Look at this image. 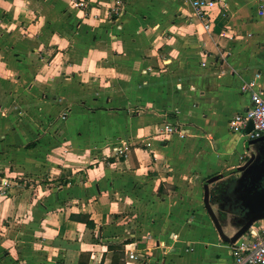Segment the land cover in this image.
<instances>
[{"label": "crops", "instance_id": "1", "mask_svg": "<svg viewBox=\"0 0 264 264\" xmlns=\"http://www.w3.org/2000/svg\"><path fill=\"white\" fill-rule=\"evenodd\" d=\"M112 1L0 0V264H231L264 209V138L229 126L264 90V0L210 30L192 0Z\"/></svg>", "mask_w": 264, "mask_h": 264}, {"label": "built area", "instance_id": "2", "mask_svg": "<svg viewBox=\"0 0 264 264\" xmlns=\"http://www.w3.org/2000/svg\"><path fill=\"white\" fill-rule=\"evenodd\" d=\"M218 0H192V6L196 13L205 22V28L212 26L210 10L216 6ZM255 82H246L242 86L243 91L252 93V106L243 112L235 114L229 121L230 129L234 132L244 133L250 138L264 136V90L254 88ZM253 123V128L247 132L249 123ZM167 133H180L181 129L171 123L164 127ZM5 184L8 182L4 181ZM233 261L231 264H264V218L255 221L234 243L231 244ZM134 257V254H131Z\"/></svg>", "mask_w": 264, "mask_h": 264}, {"label": "rangeland", "instance_id": "3", "mask_svg": "<svg viewBox=\"0 0 264 264\" xmlns=\"http://www.w3.org/2000/svg\"><path fill=\"white\" fill-rule=\"evenodd\" d=\"M127 1L128 0H113L112 1V3H113V5L115 6L114 7V10H116V12L117 11H119V12H122V11H124V10H126L125 8H126V6H127ZM40 86H42L43 87V85H40ZM20 87H24V89L26 88V85H20ZM44 90V89H43ZM19 91H20V93L22 94V98H23V100L22 101H16L15 102V104L17 105V107H16V109L15 110H19L18 112H27L25 109H26V107L28 106V104L27 103H29L30 101H29V99H28V95H29V93H27V91L26 90H23L22 91V89L20 88L19 89ZM36 102H39L38 100H37V98H36V96H35V94H33V102H30V104H32V105H30V107H32L33 106V108H34V106L35 105H33L34 103H36ZM39 103H41V102H39ZM34 111V110H33ZM139 134H141V133H139ZM141 136V135H140ZM126 145H128V147H130L131 146V144H130V140L129 139H127V140H125V145H123V148L122 149H117V151L118 152H120V153H118L119 154V158H122V157H126L127 155H126V151H127V148H126ZM122 153V154H121ZM124 176H126V174H123V176L122 177H124ZM126 181L125 180H123V182H121V184H124ZM3 183V185H6V186H8L9 184H5L4 183V181L2 182ZM1 190V189H0ZM2 191V190H1ZM2 195V193L0 192V196ZM41 200H43L44 198H43V195H42V197L40 198ZM46 199V198H45ZM44 199V200H45ZM136 213V218H138V216H140L141 214H140V212H135ZM88 218H91V215L90 214H87V217H86V219H88ZM35 222H37L36 221V218L35 217H33V251H36V252H39V253H43L44 252V248H41L40 246H36L34 243V240H35V238L36 239H39L38 238V236H36L35 234H36V232H38L39 231V229H36V227H37V224L38 223H35ZM12 229L13 228H11V232H12ZM14 230V229H13ZM16 231V230H15ZM20 231H22V230H20ZM11 234V233H10ZM95 235H94V238L95 239H97V240H99V241H101L102 243H108V239H104L105 237H109V235L107 234V235H104L103 233H101L99 230H97V231H95V233H94ZM100 237H102L103 239L102 240H100ZM73 238H71L70 240H69V245L67 244V242H65V243H58L57 245H55L54 247H63V245L64 246H72L73 244H72V242H73ZM9 244H11V243H6V246H9ZM110 245H113L112 243H110ZM115 245V244H114ZM113 245V246H114ZM8 249H5L4 250V254H5V256H7L8 254L10 255V252H12V248H11V246L10 247H7ZM61 254V253H60ZM8 258V260H10V261H8V264H10L11 263V258H9V257H7ZM85 258V257H84Z\"/></svg>", "mask_w": 264, "mask_h": 264}, {"label": "water", "instance_id": "4", "mask_svg": "<svg viewBox=\"0 0 264 264\" xmlns=\"http://www.w3.org/2000/svg\"><path fill=\"white\" fill-rule=\"evenodd\" d=\"M252 128H253V123L250 122L249 126L247 128V132H249ZM261 138H264V136H261V137L255 139V140H258V139H261ZM263 218H264V209L262 210V212L256 214L255 216H253L251 218V220L239 231V233L237 235V238H235L234 241H236L255 221H257L259 219H263Z\"/></svg>", "mask_w": 264, "mask_h": 264}, {"label": "trees", "instance_id": "5", "mask_svg": "<svg viewBox=\"0 0 264 264\" xmlns=\"http://www.w3.org/2000/svg\"><path fill=\"white\" fill-rule=\"evenodd\" d=\"M73 218L85 222L89 227H95V223L91 218L86 219L87 214L73 215Z\"/></svg>", "mask_w": 264, "mask_h": 264}]
</instances>
